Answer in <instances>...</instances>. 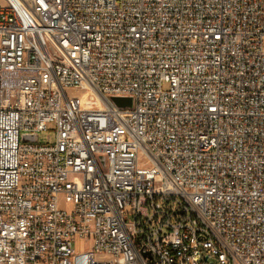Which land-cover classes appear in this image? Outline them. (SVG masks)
Listing matches in <instances>:
<instances>
[{
    "label": "built area",
    "instance_id": "obj_1",
    "mask_svg": "<svg viewBox=\"0 0 264 264\" xmlns=\"http://www.w3.org/2000/svg\"><path fill=\"white\" fill-rule=\"evenodd\" d=\"M0 264H264V0H0Z\"/></svg>",
    "mask_w": 264,
    "mask_h": 264
},
{
    "label": "rangeland",
    "instance_id": "obj_2",
    "mask_svg": "<svg viewBox=\"0 0 264 264\" xmlns=\"http://www.w3.org/2000/svg\"><path fill=\"white\" fill-rule=\"evenodd\" d=\"M164 89L167 90L168 89V86L165 85ZM69 95H80V92H77V91H69ZM54 135H55V126L54 125H50L48 132L42 133L40 135V142L42 144H46L48 141H51V140L53 141ZM86 247H88V246H86ZM77 248L79 250H82L83 249V245L79 243L78 246H77Z\"/></svg>",
    "mask_w": 264,
    "mask_h": 264
},
{
    "label": "water",
    "instance_id": "obj_3",
    "mask_svg": "<svg viewBox=\"0 0 264 264\" xmlns=\"http://www.w3.org/2000/svg\"><path fill=\"white\" fill-rule=\"evenodd\" d=\"M113 102L121 108H131L132 107V100L127 98H113Z\"/></svg>",
    "mask_w": 264,
    "mask_h": 264
}]
</instances>
